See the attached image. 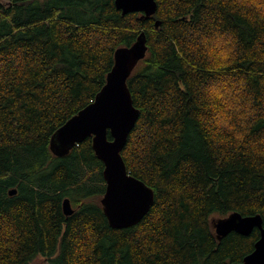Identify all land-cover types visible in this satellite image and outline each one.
Instances as JSON below:
<instances>
[{"label":"trees","instance_id":"1","mask_svg":"<svg viewBox=\"0 0 264 264\" xmlns=\"http://www.w3.org/2000/svg\"><path fill=\"white\" fill-rule=\"evenodd\" d=\"M155 1L148 17L113 0L0 2V264H230L252 251L258 228L218 239L211 217L264 226V0ZM141 32L127 79L140 115L121 155L154 201L112 228L91 137L63 156L49 141Z\"/></svg>","mask_w":264,"mask_h":264},{"label":"water","instance_id":"2","mask_svg":"<svg viewBox=\"0 0 264 264\" xmlns=\"http://www.w3.org/2000/svg\"><path fill=\"white\" fill-rule=\"evenodd\" d=\"M123 15L142 12L148 17L156 12L155 0H113ZM159 21H155L157 26ZM147 52L146 36L141 32L134 43L120 46L114 52V63L107 73L104 85L93 101L68 118L51 135L49 147L58 156L90 136L96 156L103 163L105 190L100 199L103 212L112 228H124L137 224L149 211L153 201L152 188L131 175L121 155L128 135L136 124L140 111L133 105L127 79L137 63ZM108 131L112 139H108ZM9 194L16 193L10 189ZM66 215L72 212L71 203H62ZM218 239L230 231L249 235L259 229V237L251 252L240 261L230 264H264V226L260 214L242 215L238 211L212 219Z\"/></svg>","mask_w":264,"mask_h":264},{"label":"rangeland","instance_id":"3","mask_svg":"<svg viewBox=\"0 0 264 264\" xmlns=\"http://www.w3.org/2000/svg\"><path fill=\"white\" fill-rule=\"evenodd\" d=\"M8 0H0L1 3H6ZM72 207V205H71ZM219 218L218 214H213L211 217L212 219H217ZM30 264H45V259L42 256H37L36 258H34Z\"/></svg>","mask_w":264,"mask_h":264}]
</instances>
